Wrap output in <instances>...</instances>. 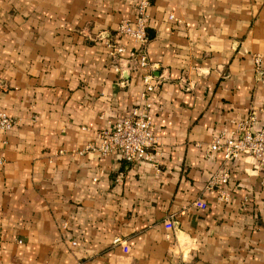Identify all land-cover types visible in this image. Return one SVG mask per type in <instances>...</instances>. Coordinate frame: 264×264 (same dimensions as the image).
I'll return each instance as SVG.
<instances>
[{
	"label": "crops",
	"instance_id": "obj_1",
	"mask_svg": "<svg viewBox=\"0 0 264 264\" xmlns=\"http://www.w3.org/2000/svg\"><path fill=\"white\" fill-rule=\"evenodd\" d=\"M137 1L0 0V264H264V165L228 161L225 200L205 186L211 136L264 122V0H149L147 65L121 83L97 33ZM144 71L154 165L91 148Z\"/></svg>",
	"mask_w": 264,
	"mask_h": 264
},
{
	"label": "built area",
	"instance_id": "obj_2",
	"mask_svg": "<svg viewBox=\"0 0 264 264\" xmlns=\"http://www.w3.org/2000/svg\"><path fill=\"white\" fill-rule=\"evenodd\" d=\"M148 3L149 0H138L134 17L121 18L112 34L104 31L97 33V39L101 41L107 55L114 60L112 68L118 73L121 83L124 82L121 71H126L129 67L143 68L147 65L145 42L148 37ZM168 16L173 17L171 13ZM122 37H128L133 42L132 48L126 49ZM252 59L254 65L258 66L259 55L254 54ZM122 60L127 62L122 64ZM141 82L139 102L133 105L126 115L113 119L110 127L99 129L96 133L98 142L91 145V148L102 154L116 151L126 161L144 160L154 165L158 149L156 135L152 131L150 107L157 80L150 71H144L141 74ZM253 122L252 115L236 120L228 133H214L205 147L207 153L215 150L221 152L223 166L210 174L205 185L215 187L219 199L225 200L228 196L220 186L229 175L226 165L228 161L246 154L264 165V122L259 127L252 125ZM14 123V119L0 109V130L10 129ZM119 240L121 239L118 236L112 238L113 242Z\"/></svg>",
	"mask_w": 264,
	"mask_h": 264
}]
</instances>
